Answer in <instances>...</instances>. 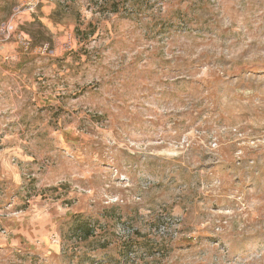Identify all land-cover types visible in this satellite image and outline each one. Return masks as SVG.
<instances>
[{"label": "rangeland", "instance_id": "obj_1", "mask_svg": "<svg viewBox=\"0 0 264 264\" xmlns=\"http://www.w3.org/2000/svg\"><path fill=\"white\" fill-rule=\"evenodd\" d=\"M0 264H264V0H0Z\"/></svg>", "mask_w": 264, "mask_h": 264}, {"label": "trees", "instance_id": "obj_2", "mask_svg": "<svg viewBox=\"0 0 264 264\" xmlns=\"http://www.w3.org/2000/svg\"><path fill=\"white\" fill-rule=\"evenodd\" d=\"M75 231L81 232V234L84 238L88 237L92 233V229L90 227H88V225H85V224H83V225L78 224Z\"/></svg>", "mask_w": 264, "mask_h": 264}]
</instances>
